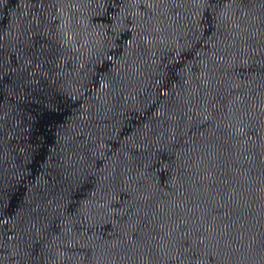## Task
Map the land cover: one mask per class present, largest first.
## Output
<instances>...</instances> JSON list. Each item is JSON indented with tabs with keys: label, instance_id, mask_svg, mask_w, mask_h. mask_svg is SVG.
<instances>
[{
	"label": "water",
	"instance_id": "obj_1",
	"mask_svg": "<svg viewBox=\"0 0 264 264\" xmlns=\"http://www.w3.org/2000/svg\"><path fill=\"white\" fill-rule=\"evenodd\" d=\"M0 264H264V0H0Z\"/></svg>",
	"mask_w": 264,
	"mask_h": 264
}]
</instances>
